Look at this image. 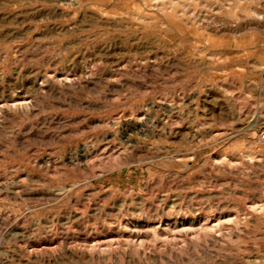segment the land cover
Returning a JSON list of instances; mask_svg holds the SVG:
<instances>
[{
	"label": "rangeland",
	"instance_id": "1",
	"mask_svg": "<svg viewBox=\"0 0 264 264\" xmlns=\"http://www.w3.org/2000/svg\"><path fill=\"white\" fill-rule=\"evenodd\" d=\"M262 129L264 0H0V264H264Z\"/></svg>",
	"mask_w": 264,
	"mask_h": 264
},
{
	"label": "bare ground",
	"instance_id": "2",
	"mask_svg": "<svg viewBox=\"0 0 264 264\" xmlns=\"http://www.w3.org/2000/svg\"><path fill=\"white\" fill-rule=\"evenodd\" d=\"M191 227L190 226H185V227H181V228H177L176 229V227L174 228V226H173V228H172V230L174 231V232H176V231H181V232H185V233H188L189 231L191 232ZM201 231V230H200ZM200 233V232H199ZM201 234H203V233H200V235ZM199 235V236H200Z\"/></svg>",
	"mask_w": 264,
	"mask_h": 264
},
{
	"label": "built area",
	"instance_id": "3",
	"mask_svg": "<svg viewBox=\"0 0 264 264\" xmlns=\"http://www.w3.org/2000/svg\"><path fill=\"white\" fill-rule=\"evenodd\" d=\"M257 140L264 144V129L257 132Z\"/></svg>",
	"mask_w": 264,
	"mask_h": 264
}]
</instances>
